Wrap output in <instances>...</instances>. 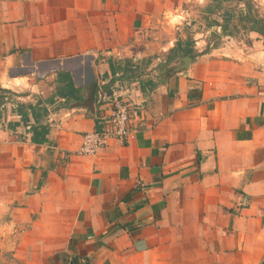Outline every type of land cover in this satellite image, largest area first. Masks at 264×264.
Segmentation results:
<instances>
[{"label":"crops","instance_id":"crops-1","mask_svg":"<svg viewBox=\"0 0 264 264\" xmlns=\"http://www.w3.org/2000/svg\"><path fill=\"white\" fill-rule=\"evenodd\" d=\"M232 1L264 14V0H0V264H264V35L187 33ZM161 23L179 29L168 55L143 58ZM100 90L130 101L131 135L79 155L109 114Z\"/></svg>","mask_w":264,"mask_h":264},{"label":"rangeland","instance_id":"rangeland-1","mask_svg":"<svg viewBox=\"0 0 264 264\" xmlns=\"http://www.w3.org/2000/svg\"><path fill=\"white\" fill-rule=\"evenodd\" d=\"M226 9L223 8H218V10H214L215 15H212L210 19H205L203 20V24H196L194 28L192 27L191 30H187V33L191 34L192 36H195L198 32L204 33L203 38L208 39V41L214 44H223L227 39L226 35H228L226 32L235 35L237 37L245 35L246 38L250 39L248 36V31L244 30L245 28L250 31H256L252 27L253 25L250 24L249 22L241 23L240 26L236 27L237 24L232 23L230 26L225 28V24L227 21H231L233 19V14L238 15L239 18L240 16L245 15L249 11L258 16V18L264 19V14L259 13V8H257L253 3L246 4L244 6V10H241L242 8L238 6V3L236 1H232L231 3L227 4ZM214 9V8H213ZM229 10L231 12V16H226L225 11ZM242 12V13H241ZM245 23V25H244ZM166 27H163L162 23L160 24L159 27H152L150 28L147 33L145 32L144 40L142 41L141 45V50L140 52L137 53H142L144 54L145 57L143 58H149V57H161L162 59L164 56L169 52H164L162 49H160L159 43L161 46L165 44L168 40L165 39L166 37L173 38L175 37L179 29L173 26H169V24L166 23ZM208 31V32H205ZM136 52H134L135 54ZM160 72L163 74H166V69L164 70L159 69Z\"/></svg>","mask_w":264,"mask_h":264},{"label":"built area","instance_id":"built-area-1","mask_svg":"<svg viewBox=\"0 0 264 264\" xmlns=\"http://www.w3.org/2000/svg\"><path fill=\"white\" fill-rule=\"evenodd\" d=\"M18 85H20L18 83ZM100 100L109 102V114L102 122L100 129L87 131L77 150L79 155H93L105 148L110 140L125 143L131 135L132 104L118 93L109 95L105 90L99 91Z\"/></svg>","mask_w":264,"mask_h":264},{"label":"trees","instance_id":"trees-1","mask_svg":"<svg viewBox=\"0 0 264 264\" xmlns=\"http://www.w3.org/2000/svg\"><path fill=\"white\" fill-rule=\"evenodd\" d=\"M250 2H247L246 4H249ZM216 8H219V4L215 5ZM243 22H249L250 24H252L254 30L259 31L260 33H262L264 35V19L262 18H258V16H256L255 14H253L252 12H248L243 16H240L239 18V24L236 25V27L240 26L241 23ZM244 23V25H245ZM257 23H262L263 25L261 27H258ZM187 45H191L194 43V41H192L191 37H189L187 40H185ZM177 47L181 50V42L180 40L177 42ZM189 49H182V53L183 54H187L190 53L188 51ZM192 53V52H191ZM192 56H194V54H191ZM110 64H111V69L113 70V72H117L118 70H123L125 73L130 69V65H131V60L130 59H122V60H112L110 59ZM60 76H62V74H60ZM0 92L2 93H10V90L6 89V88H0ZM25 107V106H24ZM27 108H30V110H35L36 107L34 106H29L27 105ZM43 110L46 112V109L43 108ZM21 113L23 115V118L25 119V121L28 120V113L27 111L21 110ZM38 111L42 112V108H38ZM33 129V134H34V139L36 137H39L40 135L43 136L42 140H44V135L47 133V126L46 125H39L37 127H31ZM75 262L76 264L77 259L75 258Z\"/></svg>","mask_w":264,"mask_h":264},{"label":"water","instance_id":"water-1","mask_svg":"<svg viewBox=\"0 0 264 264\" xmlns=\"http://www.w3.org/2000/svg\"><path fill=\"white\" fill-rule=\"evenodd\" d=\"M230 14H231V12L229 10L226 11V13H225L226 16H231ZM184 60H185V63L187 64L192 60V58L191 57H185ZM175 70H181V69L180 68H177V69L173 68V71H175ZM70 264H75V261L71 260Z\"/></svg>","mask_w":264,"mask_h":264},{"label":"flooded vegetation","instance_id":"flooded-vegetation-1","mask_svg":"<svg viewBox=\"0 0 264 264\" xmlns=\"http://www.w3.org/2000/svg\"><path fill=\"white\" fill-rule=\"evenodd\" d=\"M258 27H261L263 24L262 23H257Z\"/></svg>","mask_w":264,"mask_h":264}]
</instances>
